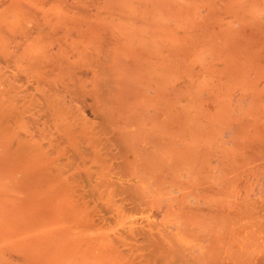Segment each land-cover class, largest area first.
Segmentation results:
<instances>
[{"label":"bare ground","instance_id":"6f19581e","mask_svg":"<svg viewBox=\"0 0 264 264\" xmlns=\"http://www.w3.org/2000/svg\"><path fill=\"white\" fill-rule=\"evenodd\" d=\"M0 264H264V0H0Z\"/></svg>","mask_w":264,"mask_h":264}]
</instances>
